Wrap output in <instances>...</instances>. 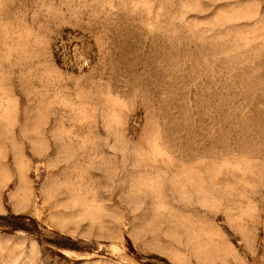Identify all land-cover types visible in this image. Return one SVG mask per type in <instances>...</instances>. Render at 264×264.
Instances as JSON below:
<instances>
[{"label": "rangeland", "instance_id": "1", "mask_svg": "<svg viewBox=\"0 0 264 264\" xmlns=\"http://www.w3.org/2000/svg\"><path fill=\"white\" fill-rule=\"evenodd\" d=\"M0 264H264V0H0Z\"/></svg>", "mask_w": 264, "mask_h": 264}]
</instances>
